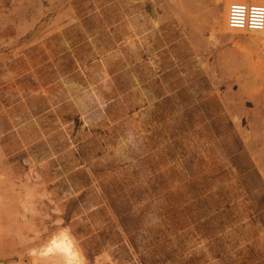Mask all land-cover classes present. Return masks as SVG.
I'll use <instances>...</instances> for the list:
<instances>
[{
    "label": "rangeland",
    "instance_id": "obj_1",
    "mask_svg": "<svg viewBox=\"0 0 264 264\" xmlns=\"http://www.w3.org/2000/svg\"><path fill=\"white\" fill-rule=\"evenodd\" d=\"M223 6L0 0V264L61 230L84 264H264V34Z\"/></svg>",
    "mask_w": 264,
    "mask_h": 264
},
{
    "label": "bare ground",
    "instance_id": "obj_2",
    "mask_svg": "<svg viewBox=\"0 0 264 264\" xmlns=\"http://www.w3.org/2000/svg\"><path fill=\"white\" fill-rule=\"evenodd\" d=\"M232 1H243V2L254 1L258 3L261 2V4L264 5V0H224V6H223L224 11L222 14L223 29L229 31L242 32L240 30L231 29L228 26V21H227L228 7ZM250 32H254V31H250ZM258 32L264 34V29ZM72 237L70 236L68 231L61 230L52 238H50L49 242H47L43 248L32 250L30 254H28L27 256H18V258L13 260L12 262H2L1 264H84L85 263L84 249L82 246L76 243L75 238L73 237L74 238L73 239Z\"/></svg>",
    "mask_w": 264,
    "mask_h": 264
},
{
    "label": "built area",
    "instance_id": "obj_3",
    "mask_svg": "<svg viewBox=\"0 0 264 264\" xmlns=\"http://www.w3.org/2000/svg\"><path fill=\"white\" fill-rule=\"evenodd\" d=\"M228 26L234 30L258 32L264 29V5L232 1L228 7Z\"/></svg>",
    "mask_w": 264,
    "mask_h": 264
}]
</instances>
